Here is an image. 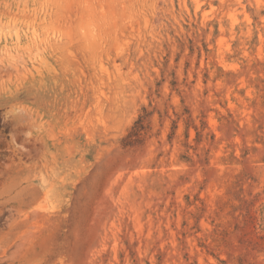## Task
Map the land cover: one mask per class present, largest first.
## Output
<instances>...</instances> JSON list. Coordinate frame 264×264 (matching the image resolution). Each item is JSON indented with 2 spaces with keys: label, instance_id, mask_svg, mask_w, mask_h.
<instances>
[{
  "label": "rangeland",
  "instance_id": "obj_1",
  "mask_svg": "<svg viewBox=\"0 0 264 264\" xmlns=\"http://www.w3.org/2000/svg\"><path fill=\"white\" fill-rule=\"evenodd\" d=\"M0 264H264V0H0Z\"/></svg>",
  "mask_w": 264,
  "mask_h": 264
},
{
  "label": "trees",
  "instance_id": "obj_2",
  "mask_svg": "<svg viewBox=\"0 0 264 264\" xmlns=\"http://www.w3.org/2000/svg\"><path fill=\"white\" fill-rule=\"evenodd\" d=\"M142 116H140L136 121L135 125L133 126V129H131L128 134L122 139L123 144L125 145H131L138 141H140V130L142 129L140 126V122H142Z\"/></svg>",
  "mask_w": 264,
  "mask_h": 264
}]
</instances>
